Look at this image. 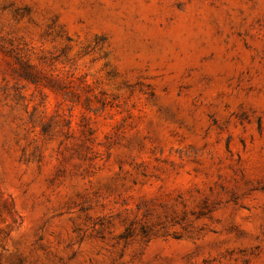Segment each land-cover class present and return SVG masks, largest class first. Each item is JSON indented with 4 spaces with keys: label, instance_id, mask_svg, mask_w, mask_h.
Wrapping results in <instances>:
<instances>
[{
    "label": "rangeland",
    "instance_id": "obj_1",
    "mask_svg": "<svg viewBox=\"0 0 264 264\" xmlns=\"http://www.w3.org/2000/svg\"><path fill=\"white\" fill-rule=\"evenodd\" d=\"M0 264H264V0H0Z\"/></svg>",
    "mask_w": 264,
    "mask_h": 264
}]
</instances>
